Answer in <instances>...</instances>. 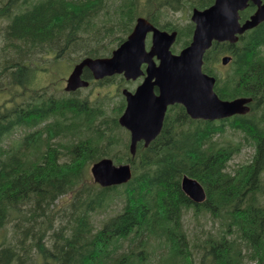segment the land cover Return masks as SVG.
Listing matches in <instances>:
<instances>
[{"label":"trees","instance_id":"1","mask_svg":"<svg viewBox=\"0 0 264 264\" xmlns=\"http://www.w3.org/2000/svg\"><path fill=\"white\" fill-rule=\"evenodd\" d=\"M212 2L145 0L142 13L139 0H123L118 21L102 32L97 20L108 0H0V90L8 91L0 103V264H147L157 246L166 249L167 264L264 262V21L236 43L214 42L202 66L215 76L221 99L250 97V110L203 120L175 104L161 132L148 146L138 144L134 155L118 123L124 101L107 116L101 104L90 106L77 91L60 96L31 86V56H108L144 14L160 29L176 30V43L186 46L193 24L161 23V8ZM254 9L250 4L241 18ZM108 34L112 39L102 40ZM223 54L231 59L220 76L212 64ZM227 129L238 139L226 137ZM245 146L253 150L249 161L227 169ZM103 157L129 162L130 180L94 183L88 165ZM183 175L200 182L204 202L194 203L182 191ZM117 197L123 206L95 223L93 214ZM190 209L194 216L221 218L223 229L190 238L183 222ZM157 260L165 264L163 254Z\"/></svg>","mask_w":264,"mask_h":264},{"label":"water","instance_id":"2","mask_svg":"<svg viewBox=\"0 0 264 264\" xmlns=\"http://www.w3.org/2000/svg\"><path fill=\"white\" fill-rule=\"evenodd\" d=\"M249 3L256 9L240 23L239 12ZM191 20L194 29L189 44L178 53H173L171 46L176 39V30H161L145 17L138 16L125 40L109 56L82 58L66 78L64 90L74 91L89 83L82 77L84 67L91 71L95 79L122 74L129 80L144 75L133 92L122 89L126 104L118 122L129 131V151L132 155L138 141L143 140L148 145L158 135L170 104H182L186 113L194 119L214 120L244 114L249 110L250 97L226 100L216 94L214 76L202 71L203 55L213 41L233 43L238 34L262 22L264 1L213 0L203 9L193 8ZM147 34H150L148 49L145 45ZM229 60V56L221 58L223 64ZM89 171L93 182L102 187L126 183L132 176L130 163L116 164L110 157L93 162ZM180 185L193 202L205 200V190L195 178L183 175Z\"/></svg>","mask_w":264,"mask_h":264},{"label":"rangeland","instance_id":"3","mask_svg":"<svg viewBox=\"0 0 264 264\" xmlns=\"http://www.w3.org/2000/svg\"><path fill=\"white\" fill-rule=\"evenodd\" d=\"M123 0H108L107 7L105 10L99 14L97 24L99 28L103 29L102 32L105 30L104 28L109 24H112L114 22L118 21L117 15V8L121 5ZM145 0H139V7L138 10L143 13L145 10L144 5ZM147 4V3H146ZM197 7V6H193ZM193 7H186L179 10H172L170 8H161L160 11V21L161 23L170 22L172 24L177 25L179 28L184 29L185 26H187L188 23H190V15L191 10ZM117 12L116 15H113ZM109 14V15H107ZM111 14V15H110ZM145 15V14H144ZM143 15V16H144ZM146 17V16H145ZM107 29V28H106ZM114 30H116V24H114ZM118 34H122L119 32ZM113 35H105L102 37V40L108 41ZM112 39V38H111ZM146 48L150 46V34L146 37ZM116 47V44H114ZM174 52H178L182 47L175 43L173 45ZM81 52V51H80ZM72 54L71 57H67L66 55L60 58L57 61H52L51 58H53L54 54L46 52L37 53L34 56L30 57L31 66L35 69L34 75L32 77V87L36 89V91H42L45 89H48L50 92H53L57 95H70L72 93H68L64 90L66 78L71 71L73 65L77 62L76 57L80 53ZM224 66V65H223ZM219 62H215L212 64V67L215 72H217L220 76H223L228 73V68L223 67ZM138 82L135 80H125L120 75H113L111 76V79H108L104 83L100 82H91L86 87H79L77 91L78 96L80 98H86L87 102L90 106L101 104L104 108L107 116H111L113 113V108L118 106L123 101V95L121 93L123 87L125 88H133L136 86ZM17 88V86L15 87ZM14 88H12L13 90ZM19 89V88H18ZM16 90V89H15ZM1 91V90H0ZM75 91V92H76ZM3 92V93H2ZM8 91L5 89L4 91L0 92V103H3L4 101L7 102V95ZM20 93V92H19ZM25 97H28V94H24ZM24 95L18 96L17 98L21 99ZM225 136L232 139H238L237 133H234L230 131V129H227L225 132ZM18 138L20 136V133L17 132V134H14L13 137ZM56 141H59V139H56ZM64 141V140H61ZM7 143V142H6ZM253 150L249 146L243 147L240 152L235 154L232 159L228 163L227 169H231L233 167L239 166L240 164L246 163L249 161L251 154ZM91 164L88 165V173L90 175L89 167ZM91 176V175H90ZM107 210H105L103 213H94L91 217L95 223L98 221H101L102 219H105L107 216L117 212L122 206V199L117 197L112 200V202L107 204ZM193 210H187L183 215V222L184 227H186V230L188 232V235L190 238L195 236H201L202 232L203 235L206 234L208 231L216 232V230L219 231V229H223V224L221 222V218L212 220V217L209 216L208 212H203L199 216L193 215ZM201 229H203L201 231ZM156 253L151 252L150 257L147 259V264H159L158 263V257L159 254L164 255V262L169 261L168 255L166 252V249L160 248L159 246L156 247ZM166 252V253H165ZM247 264H255L254 262H248Z\"/></svg>","mask_w":264,"mask_h":264},{"label":"flooded vegetation","instance_id":"4","mask_svg":"<svg viewBox=\"0 0 264 264\" xmlns=\"http://www.w3.org/2000/svg\"><path fill=\"white\" fill-rule=\"evenodd\" d=\"M254 8H255V6H254ZM252 13V12H251ZM250 13V14H251ZM249 14V15H250ZM248 15V16H249ZM247 18V17H246ZM226 55H228V54H226ZM224 66L223 67H226V65L225 64H223ZM144 67H145V65L143 64L142 65V69H144ZM117 75H120L121 77H122V75L121 74H117ZM82 77L83 78H85V79H88L89 80V83H91V82H100V83H104V82H106L110 77H103V78H100V79H95L94 77H93V75H92V73H91V71L88 69V68H83V71H82ZM143 77H144V75H141V76H139V77H137L136 79H129V80H133V81H137L138 83L136 84V86L143 80ZM123 78V77H122ZM124 79V78H123ZM125 80H127V79H125ZM128 80V81H129ZM136 86L135 87H133V88H128L130 91H134L135 90V88H136ZM78 89V88H77ZM75 91V90H74ZM154 91L155 92H157V88L155 87L154 88ZM123 101H124V106H123V109H122V111L124 110V108H125V104H126V101H125V97L123 96ZM173 105H175V104H172V105H168L167 106V109H166V112H165V115H164V119H163V123H162V128H161V130L163 129V127L165 126V121H166V117H167V113L168 112H170V110H171V107L173 106ZM121 111V112H122ZM126 130V129H125ZM127 131V130H126ZM128 132V131H127ZM161 132V131H160ZM128 137H129V132H128ZM129 140H130V138H129ZM138 144H142L143 146H148L149 145V143H148V145H145L144 144V141L143 140H140V141H138L137 142V145Z\"/></svg>","mask_w":264,"mask_h":264},{"label":"bare ground","instance_id":"5","mask_svg":"<svg viewBox=\"0 0 264 264\" xmlns=\"http://www.w3.org/2000/svg\"><path fill=\"white\" fill-rule=\"evenodd\" d=\"M111 15V14H110Z\"/></svg>","mask_w":264,"mask_h":264}]
</instances>
